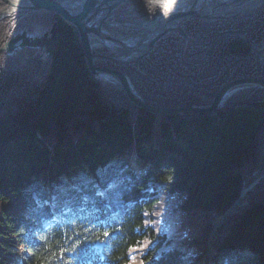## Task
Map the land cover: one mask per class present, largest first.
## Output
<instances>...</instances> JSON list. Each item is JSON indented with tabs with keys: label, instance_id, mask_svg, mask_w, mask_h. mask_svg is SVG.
Returning a JSON list of instances; mask_svg holds the SVG:
<instances>
[{
	"label": "trees",
	"instance_id": "1",
	"mask_svg": "<svg viewBox=\"0 0 264 264\" xmlns=\"http://www.w3.org/2000/svg\"><path fill=\"white\" fill-rule=\"evenodd\" d=\"M4 7L0 0V9ZM116 12L127 13L122 5ZM142 13L124 19L146 18ZM55 22L57 51L39 96H22V89L32 93L34 81L26 68H17L11 56L0 52V264H65L63 234L52 237L50 222L41 219L51 208L34 201L45 193L42 185H53L61 199L77 195L85 203L79 198L83 193L94 203L107 198L113 203L117 197L124 204L125 234L114 264H195L207 248L216 216L256 181L240 211L215 238L217 253L203 264H264V90L239 91L228 102H247L248 108L227 110L218 120L214 115L148 113L120 85L94 78L77 27L53 12L33 11L0 22V49L16 32ZM201 23L190 18L183 24L199 40L190 42L185 53V36L173 32L139 65L97 64L126 74L146 102L165 108L208 105L234 80L264 79V59L240 36L264 48V1L246 14ZM97 53L111 55L104 48ZM113 106L118 113L111 114ZM91 131L119 146L144 140L139 152L150 165L142 173L124 169L115 159L101 167L92 156L108 154L95 147L97 140L87 138ZM30 133L52 143L54 150ZM19 134L23 145L8 146ZM160 152L171 162H158ZM82 158L97 168L95 179L74 166ZM60 170L69 176L75 171L77 186L66 187L70 182L54 175ZM115 174L119 183L109 188ZM55 179L66 186L58 187Z\"/></svg>",
	"mask_w": 264,
	"mask_h": 264
},
{
	"label": "water",
	"instance_id": "2",
	"mask_svg": "<svg viewBox=\"0 0 264 264\" xmlns=\"http://www.w3.org/2000/svg\"><path fill=\"white\" fill-rule=\"evenodd\" d=\"M3 1L7 6L0 10V22L13 15H23L28 12L39 11L56 13L74 24L81 38L88 67L94 77L103 82L121 85L131 102L147 112L156 115L191 116L203 112L225 109L228 106L224 105L227 97L235 94L241 89H264V79H239L221 88L211 105L182 106L179 108L157 107L147 103L140 96L129 76L113 68L97 65L99 62H118L120 64L138 65L139 62L154 49L163 36L174 31H179L186 37V46L189 42H198L189 36L182 26L189 18H199L202 19L203 22L217 19H229L248 12L256 0H204L202 4H200L199 0H195L194 4L187 9H175V7L171 11H165L161 8V11L155 15L154 18L135 22L121 20L118 15L112 14V10L115 6L122 3L139 0ZM143 1L151 2L152 0ZM138 22H141L140 27L136 25ZM151 25H156L159 28L150 27ZM116 27L134 29L135 32L126 35L117 34L111 30ZM142 29L147 30V32L142 33ZM156 30H158V33L151 36ZM240 35L254 51L264 58V48H257L246 35ZM136 38L141 39L140 43L135 46L131 45L129 39L132 41ZM57 44L58 23H55L50 33L47 32L45 34L43 40L38 39L35 42H31L28 38L27 30H25L21 35L12 37L1 51L12 53L17 47L41 48L47 51L49 57L53 59L56 55ZM98 48L108 49L114 55H97L96 50ZM206 57L207 54L201 61ZM42 62V59H38L39 67ZM112 112L115 113L116 109L113 108Z\"/></svg>",
	"mask_w": 264,
	"mask_h": 264
},
{
	"label": "bare ground",
	"instance_id": "3",
	"mask_svg": "<svg viewBox=\"0 0 264 264\" xmlns=\"http://www.w3.org/2000/svg\"><path fill=\"white\" fill-rule=\"evenodd\" d=\"M200 1V4H202L203 2H204V0H199ZM198 1V2H199ZM212 1V0H211ZM194 2H195V0H152L151 2H149L150 3V7L152 8V9H154V8H159L160 10H161V8L162 9H164L165 11H171L173 8H175V9H187L188 7H191L193 4H194ZM233 18V17H232ZM138 27H140V25H141V22H138L137 24H136ZM150 27H154V28H156V29H158L159 27L158 26H156V25H151ZM111 29V28H110ZM111 30H115V28L114 29H111ZM174 32H179V31H174ZM158 33V30H156V31H154L153 32V34L151 35V36H154V35H156ZM171 33H173V32H171ZM181 33V32H180ZM169 34V33H168ZM167 35V34H166ZM165 35V36H166ZM165 36H163V37H165ZM190 36V35H189ZM162 37V38H163ZM185 39H186V37H185ZM194 39V38H193ZM195 40V39H194ZM140 41H141V39H134V40H130L129 39V43L131 44V45H133V46H135V45H137V44H139L140 43ZM185 47H186V42H185ZM185 47H184V49H185ZM208 50H210L209 48H208ZM151 53V52H150ZM150 53L147 55V56H149L150 55ZM146 56V57H147ZM146 57H144V58H146ZM143 58V59H144ZM142 59V60H143ZM141 60V61H142ZM53 61H54V58L52 59H50L49 60V63L50 64H52L53 63ZM140 61V62H141ZM139 62V63H140ZM95 78V77H94ZM96 79V78H95ZM98 82H102V80H98V79H96ZM44 84H45V81H44V83H43V85H42V83L40 84L41 86V88H39V89H42L43 88V86H44ZM33 85H34V83H33ZM38 86H39V83H35V85H34V88L31 90V92L32 93H29L28 92V90L29 89H22L21 90V94H22V96L23 97H25V98H32L33 96H39L41 93V91L38 89ZM243 90V89H242ZM236 93H238V91L236 92ZM230 97V95L227 97V99ZM115 136V135H114ZM21 141V142H23L22 141V135L21 134H19V135H17V136H15L14 138H12L10 141H8L7 142V145L8 146H12L13 145V141ZM35 140H37L38 142H40V143H45L47 146H48V149L49 150H54V146H53V144L52 143H46V142H44V139H42V138H40V137H36L35 138ZM73 142V141H72ZM26 143H31L30 141H27ZM19 145H23V144H19ZM126 147H128V146H126ZM12 148V147H11ZM11 148L10 149H8V150H6V151H10L11 150ZM3 153H5V152H3ZM2 157H3V155H2ZM150 165V164H149ZM43 186V188L45 189V190H47V188H52L53 187V185H50V184H46L45 186L44 185H42ZM47 187V188H46ZM84 201H86V196H84ZM219 225H223V223L221 222ZM218 225V226H219ZM212 228H217L216 227V225H213L212 226ZM220 230V229H219ZM218 230V231H219ZM217 231V232H218ZM216 232V233H217ZM214 233L212 236V239H211V245L210 246H208L207 247V251H208V254L207 255H203L202 256V258H210V256L211 255H213V253H214V251L216 250V247H215V237H217L218 236V234L219 233ZM216 234V235H215ZM215 235V236H214Z\"/></svg>",
	"mask_w": 264,
	"mask_h": 264
},
{
	"label": "flooded vegetation",
	"instance_id": "4",
	"mask_svg": "<svg viewBox=\"0 0 264 264\" xmlns=\"http://www.w3.org/2000/svg\"><path fill=\"white\" fill-rule=\"evenodd\" d=\"M143 3L142 1L140 2H137V3H125L123 4L124 7H127V9L130 11V12H134V11H143V9H145V7H143ZM144 15H152L154 12H152L151 10H149L148 12H143ZM49 30L48 29H45L43 32H41L40 34H37L35 33L34 35H31V37H29L30 41L31 42H35L36 40L40 39V40H43L44 39V36H45V33L48 32ZM19 48V47H18ZM47 51L45 50H41L39 48H33L32 49V52H29V54L25 55L24 57H27V58H32V62H36V59L39 58V57H43V56H46V53ZM15 53H18V49L15 50V52L12 54L14 55ZM38 63V62H37ZM39 66L36 65V69L39 70Z\"/></svg>",
	"mask_w": 264,
	"mask_h": 264
},
{
	"label": "rangeland",
	"instance_id": "5",
	"mask_svg": "<svg viewBox=\"0 0 264 264\" xmlns=\"http://www.w3.org/2000/svg\"><path fill=\"white\" fill-rule=\"evenodd\" d=\"M8 19H9V18H8ZM33 28H34V29H33V31L31 32L32 35H34L35 33L40 34L41 32H43V31L46 29L45 26H43V25H41V24H35ZM29 52H31V51H29V50H20V51H18V53H15L12 57H13L14 60L19 61V60L22 59L25 55L29 54ZM46 60H47V58H46V57H43V61H46ZM42 68H43V66H42ZM46 70H47V69H46ZM48 72H49V70H48ZM45 78H46V72H44V77H43V79L41 80L42 85H43V83H44V81H45ZM38 87H39V86H38ZM39 88H41V87H39Z\"/></svg>",
	"mask_w": 264,
	"mask_h": 264
},
{
	"label": "snow or ice",
	"instance_id": "6",
	"mask_svg": "<svg viewBox=\"0 0 264 264\" xmlns=\"http://www.w3.org/2000/svg\"><path fill=\"white\" fill-rule=\"evenodd\" d=\"M105 235H107V233H105Z\"/></svg>",
	"mask_w": 264,
	"mask_h": 264
}]
</instances>
